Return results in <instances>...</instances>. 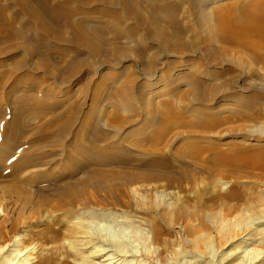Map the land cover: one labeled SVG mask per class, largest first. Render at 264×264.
I'll return each instance as SVG.
<instances>
[{"label": "bare ground", "instance_id": "bare-ground-1", "mask_svg": "<svg viewBox=\"0 0 264 264\" xmlns=\"http://www.w3.org/2000/svg\"><path fill=\"white\" fill-rule=\"evenodd\" d=\"M79 2L110 28L75 22L70 9L60 17L49 12L57 21L49 25L29 10L31 30L42 38L35 47L67 45L81 56L52 66L59 87L79 81V73L91 83L85 57H93L109 83L101 102L112 111L94 116L92 105H58L63 121H50L45 132L66 134L79 113L80 130L96 144L83 157L89 168L65 167L61 186L32 187V180L49 182L47 168L19 166L1 175L0 264H71L67 258L77 255L81 264H262L264 253L247 248L264 244V0ZM24 34L14 28L2 40L32 44ZM123 60L139 71L118 65ZM104 150L112 154L102 158ZM103 221L120 226L118 233L124 225L141 231L140 242L129 248L136 240L106 236ZM21 228L27 231L16 239ZM173 228L175 238L163 239Z\"/></svg>", "mask_w": 264, "mask_h": 264}, {"label": "rangeland", "instance_id": "rangeland-1", "mask_svg": "<svg viewBox=\"0 0 264 264\" xmlns=\"http://www.w3.org/2000/svg\"><path fill=\"white\" fill-rule=\"evenodd\" d=\"M20 1L22 0H0V155L1 153L6 155L5 158L12 156L5 163V158H0V188L4 185L2 180H5L1 178V175L10 170L13 172L15 167L18 169L17 167L20 166L24 169H42L39 170V173H42L46 168L49 169L50 172L44 174L46 177H49L48 183L44 182V179L31 181L34 189H48L55 185H62L60 182L62 179L59 176L66 171L65 167L72 166L74 168L88 169L89 167L84 165L85 161L82 162L83 157L87 155L85 151L92 147L94 150V147H96V144L92 143L90 138L84 136L80 130L78 126L80 120L79 113L76 114L77 121L75 125L66 134L59 136L55 132H51V134L45 132L52 129L49 126L50 121L55 120L54 125L61 124L63 121L65 115L59 116L63 114V109L58 105L65 106L68 102H74L77 106L82 107V110L83 108L86 110L89 105H92L95 112L92 115L94 116L103 111H112V105L104 101L101 102V97L108 91L109 83L107 84L105 80L100 79L99 72L94 70L95 68L99 69L100 65L93 57H85L86 62L93 68L90 71V75H92L91 83L82 80L83 77L80 73L78 74L79 81L74 82L73 85L59 87L53 83L54 79L59 78V72H56L52 67L53 65L65 67L68 62L77 61L81 56L78 53L67 51V45L54 46L52 48L45 46L37 50L35 44L42 42V38L41 34L39 36L31 30L34 21L28 14L29 10L35 12L42 22H46L49 25H56L57 23L56 20L49 19V12H55L56 17H60L70 9L69 17L70 19H74L75 22L88 21L89 26H97L98 29H101V27L107 29L110 26L99 21L97 22L96 17H98L99 12L91 8H84V5L82 6L79 0H24V4H19ZM223 1L226 2L228 0ZM115 4L119 6L117 2ZM62 24L64 25V21ZM14 28L15 30H21L23 34L25 33L24 36L31 37L32 41L30 43L32 44L23 43L22 45L13 41H3L2 37L10 34ZM30 52L32 55L27 57L26 55ZM42 60L50 61L52 64H47L49 65L47 68H37ZM29 63L35 64L36 68H31ZM118 65L139 71V65L131 60L120 61ZM100 70L107 72L104 68ZM153 77H156V75ZM140 78L142 81H146L144 76H140ZM99 79L101 81L100 87L96 91H93L96 88L93 85L99 83ZM81 84L85 85L80 87ZM79 88L83 92H76ZM148 90L145 88L142 92L145 93ZM93 93L96 95L98 101L93 100ZM155 99L161 100L162 98L159 94ZM124 115L120 113L121 117ZM126 131L127 133L125 134L132 136V138H137L134 135L135 133L131 132V129H127ZM56 139H60V142H53ZM100 151L101 149H99ZM103 152L105 154L100 155L102 158L104 155L112 154L110 150H104ZM113 152L116 153V151ZM99 159V155H95L94 160ZM47 160H51L52 163L47 165ZM228 186L229 184L225 188H228ZM27 189L30 188L28 187ZM11 205L7 207L8 211L12 208ZM132 219L138 224L141 218L132 217ZM252 219L248 218L246 222L250 223ZM118 221L126 220L125 218H120ZM99 225L103 227L102 232L106 233V236H115V238L121 236L126 242L136 240V235L140 236L141 233V231L138 234L132 233L130 227H127V225H124L125 227L122 226L126 229H123L122 233L116 232L119 231L120 226L118 225L113 226L104 221L100 222ZM26 231V229L21 228L16 239L23 237ZM175 231L176 229L173 228L171 231L173 235L171 236H167L166 232L163 233L162 238L172 241L175 238ZM211 235L214 236L215 233L212 232ZM247 237L245 236L244 239ZM237 241L236 243L240 242ZM36 242L29 244L28 248H32ZM139 242L140 240H136V242L134 241V243L128 244V246L130 248V246H135ZM259 242L261 241H256L247 249H255L264 253V244ZM63 243H65L64 247L69 252H75L68 247L66 240H63ZM140 246L141 244L138 245V248ZM160 247H162L161 244ZM227 247L228 244L223 246V249L217 251L215 259L220 251V255L227 252L229 250ZM162 249L164 252L163 247ZM216 249L217 246L212 253L206 255V258L211 259V254L215 253ZM25 253L26 251L21 255ZM167 253L168 248L164 254ZM79 257L78 255L76 257L70 256L67 260L71 264H81ZM262 260V264H264V257ZM95 261L99 262L98 259H95ZM237 262L238 260L235 263Z\"/></svg>", "mask_w": 264, "mask_h": 264}]
</instances>
